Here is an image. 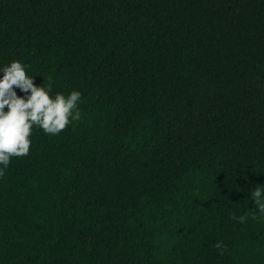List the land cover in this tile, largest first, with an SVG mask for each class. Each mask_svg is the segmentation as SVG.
<instances>
[{
    "label": "trees",
    "instance_id": "trees-1",
    "mask_svg": "<svg viewBox=\"0 0 264 264\" xmlns=\"http://www.w3.org/2000/svg\"><path fill=\"white\" fill-rule=\"evenodd\" d=\"M14 60L81 119L10 157L0 264H264V0H0Z\"/></svg>",
    "mask_w": 264,
    "mask_h": 264
},
{
    "label": "clouds",
    "instance_id": "clouds-1",
    "mask_svg": "<svg viewBox=\"0 0 264 264\" xmlns=\"http://www.w3.org/2000/svg\"><path fill=\"white\" fill-rule=\"evenodd\" d=\"M19 61H12L0 68L3 72L0 78V176H4L10 163V157H25L29 153L30 141L28 139L32 125H39L45 133L57 134L65 129L72 121L81 119L79 104L81 92L71 91L67 96L56 93L50 98L51 82L44 88L34 86L33 76H27L25 69ZM20 89L25 97H18L13 87ZM30 93V95H29ZM7 107V112L5 108ZM264 187H255L251 197L255 205L252 219L259 221L264 218ZM259 213V216L256 215ZM232 219L244 223L246 216L237 217L231 214ZM223 255L227 246L222 241L214 245Z\"/></svg>",
    "mask_w": 264,
    "mask_h": 264
}]
</instances>
